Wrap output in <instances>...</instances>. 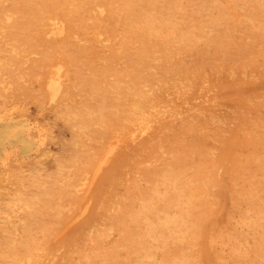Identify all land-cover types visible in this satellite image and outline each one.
<instances>
[{
	"label": "rangeland",
	"instance_id": "obj_1",
	"mask_svg": "<svg viewBox=\"0 0 264 264\" xmlns=\"http://www.w3.org/2000/svg\"><path fill=\"white\" fill-rule=\"evenodd\" d=\"M262 191L264 0H0V264H264Z\"/></svg>",
	"mask_w": 264,
	"mask_h": 264
},
{
	"label": "bare ground",
	"instance_id": "obj_2",
	"mask_svg": "<svg viewBox=\"0 0 264 264\" xmlns=\"http://www.w3.org/2000/svg\"><path fill=\"white\" fill-rule=\"evenodd\" d=\"M35 1H36V0H35ZM134 1H135V0H134ZM139 1L141 2V0H139ZM146 1H147V0H146ZM166 1H167V0H166ZM168 1H169V0H168ZM73 2H74V1H73ZM245 2H246V1H245ZM40 3H41V2H40ZM136 3H137V2H136ZM144 3H146V2H144ZM31 4H32V3H31ZM107 4H108V3H107ZM133 4H134V3H133ZM139 4H140V3H139ZM135 5H136V4H135ZM135 5H131V6H132V7L134 6V9H135V7H136ZM137 5H138V4H137ZM147 5H148V4H147ZM185 5H186V4H185ZM160 6H161V5H160ZM168 6H169V5H168ZM227 6H228V5H226V7H227ZM237 6H238V4H237ZM36 7H37V5H36ZM69 7H70V6H69ZM153 7H155V6H153ZM177 7H178V6H177ZM239 7H240V6H239ZM261 7H262V6H261ZM45 8H46V7H45ZM94 8H96V7H94ZM137 8H138V7H137ZM137 8H136V9H137ZM141 8H142V7H141ZM145 8H146V7H145ZM75 9H76V8H75ZM102 9H103V7H102ZM227 9H231V8L228 7ZM16 10H17V9H16ZM84 10H85V9H84ZM143 10H144V9H143ZM146 10H147V9H146ZM136 11H137V10H136ZM187 11H188V10H187ZM227 11H228V10H227ZM230 11H232V13H233V10H232V9H231ZM40 12H41V11H40ZM93 12H94V11H93ZM120 12H121V11H120ZM8 13H9V12H8ZM79 13H80V12H79ZM212 13H213V12H212ZM240 13H241V12H240ZM17 14H19V13H17ZM41 14H42V12H41ZM69 14H70V13H69ZM102 14H103V13H102ZM120 14H121V13H120ZM186 14H187V13H186ZM213 14H214V13H213ZM241 14H242V13H241ZM4 15H5V14H4ZM182 15H183V14H182ZM2 16H3V15H2ZM5 16H7V15H5ZM13 16H14V15H13ZM75 16H76V15H75ZM231 16L233 17L234 15L231 14ZM8 17H9V16H8ZM10 17H11V16H10ZM76 17H77V16H76ZM85 17H86V16H85ZM118 17H119V16H118ZM134 17H137V15L134 16ZM134 17H133V18H134ZM164 18H165V17H164ZM5 20H6V19H5ZM9 20H10V19H9ZM33 20H35V19H33ZM43 20H44V19H43ZM52 20H53V19H52ZM58 20H60V19H58ZM117 20H118V19H117ZM229 20H231V18H230ZM215 21H216V20H215ZM220 22H221V21H220ZM227 22H228V21H227ZM55 23H56V22H55ZM117 23H119V22H117ZM229 23H230V21H229ZM110 24H112V22H111ZM110 24H109V25H110ZM160 24H161V23H160ZM178 26H179V25H178ZM220 26H222V25L220 24ZM59 28H60V27H59ZM111 28H112V27H111ZM176 28H177V27H176ZM95 29H96V27H95ZM183 29H184V28H183ZM217 29H218V28H217ZM92 31H93V29H92ZM63 32H64V31H63ZM93 32H94V31H93ZM172 33H173V32H172ZM189 33H190V32H189ZM97 34H98V33H97ZM105 34H106V33H105ZM228 35H229V33H228ZM228 35H227V36H228ZM124 37H125V36H124ZM127 38H128V37H127ZM139 38H140V37H139ZM129 39H130V38H129ZM137 39H138V38H137ZM188 39H189V38H188ZM134 40H136V39H133L132 41H134ZM214 40H215V39H214ZM108 41H109V40H108ZM189 42H190V41H189ZM215 43H216V42H215ZM136 44H137V42H136ZM173 44H174V43H173ZM130 46H131V45H130ZM130 46H129V47H130ZM132 46H133V45H132ZM162 46H163V45H162ZM206 46H207V45H206ZM134 47H136V46H134ZM137 47H138V46H137ZM166 47H167V46H166ZM221 47H222V46H221ZM130 48H131V47H130ZM173 48H174V47H173ZM173 48H172V49H173ZM162 49H163V48H162ZM169 49H170V48H169ZM130 50H131V49H130ZM164 50H165V49H164ZM165 51H166V50H165ZM214 51H215V50H214ZM15 52H16V51H15ZM167 52H168V51H167ZM251 53H252V52H251ZM154 54H155V53H154ZM157 54H158V53H157ZM176 55H177V54H176ZM159 58H160V57H159ZM154 60H155V59H154ZM170 60H171V59H170ZM201 60H203V59H201ZM157 61H158V60H157ZM164 61H165V59H164ZM167 61H168V60H167ZM152 62H153V61H152ZM170 62H171V61H170ZM170 62H169V63H170ZM141 63H142V62H141ZM149 63H150V62H149ZM153 63H154V62H153ZM177 64H178V63H177ZM140 65H141V64H140ZM166 65H167V62H166ZM175 65H176V64H175ZM175 65H173V66H175ZM173 66H170L169 68H173ZM179 66H180V65H179ZM137 67H138V66H137ZM247 67H248V66H247ZM164 68L166 69V67H164ZM176 68H177V66H176ZM176 68H175V69H176ZM185 68H186V67H185ZM185 68H184V69H185ZM187 68H188V67H187ZM187 68L185 69V72H186ZM199 68H200V67H199ZM199 68H198V69H199ZM149 69H150V68H149ZM149 69H147V70H149ZM178 69L180 70L181 68L179 67ZM190 69H191V68H190ZM169 70H170V69H167V71H169ZM172 70H173V69H172ZM172 70H170V72H171ZM199 70H200V69H199ZM230 70H231V69H230ZM244 70H246V69H244ZM165 71H166V70H165ZM167 71H166V72H167ZM175 71H178V70H175ZM175 71H174V72H175ZM166 72H165V73H166ZM59 73H60V72H59ZM143 73H144V72H143ZM179 73H180V72H179ZM179 73H178V74H179ZM205 73H206V72H205ZM227 73H228V72H227ZM171 74H172V73H171ZM192 74H193V73H192ZM192 74H191V72H190V75H191V76H193ZM195 74H196V73H195ZM104 75H105V74H104ZM110 75H111V74H110ZM168 75H169V74H168ZM240 75H241V74H240ZM164 76H165V75H163V77H164ZM174 76H175V75H174ZM174 76H173V78H174ZM178 77H179V76H178ZM55 78H56V77H55ZM144 78H145V77H144ZM179 78H180V77H179ZM192 78H193V77H192ZM194 78H195V77H194ZM57 79H58V78H57ZM124 79H125V78H124ZM139 79H141V78L139 77ZM168 79H169V78H168ZM59 80H60V79H59ZM154 80H156V79H154ZM170 80H171V79H170ZM185 80H186V79H185ZM189 80H190V82H191V79H189ZM196 80H197V79L195 78L194 81H196ZM158 81H159V80H158ZM172 81H173V80H172ZM178 81H179V80H178ZM155 82H156V81H155ZM159 82H160V81H159ZM179 82H180V81H179ZM181 82H182V81H181ZM203 82H204V81H203ZM143 83H144V82H143ZM148 83H150V82H148ZM148 83H147V84H148ZM166 83H170V82L168 81V82H166ZM177 83H178V82H176V84H177ZM186 83H187V80H186ZM188 83H189V82H188ZM188 83H187V86H188ZM160 84H161V83H160ZM178 84H179V83H178ZM143 85H144V84H143ZM152 85H154V84H152ZM157 85H158V84H157ZM162 85H163V84H162ZM170 85H171V84H170ZM173 85L175 86V84H173ZM183 85H185V83H183ZM189 85H192V84H189ZM140 86H142V85H140ZM144 86H145V85H144ZM146 86H148V85H146ZM167 86H169V84H167ZM177 86H178V85H177ZM180 86H182V85H180ZM180 86H179V87H180ZM138 87H139V86H138ZM138 87H137V88H138ZM165 87H166V85H165ZM171 87H173V86H171ZM179 87H177V88H179ZM183 87H184V86H183ZM185 87H186V86H185ZM189 87H190V86H189ZM147 88H148V87H147ZM153 88H154V86H153ZM162 88H163V87H162ZM134 89H135V86H134ZM143 89H144V88H143ZM151 89H152V88H151ZM189 89H190V88H188V89L186 88V90H189ZM193 89H194V88H193ZM211 89H212V88H211ZM146 90H147V89H146ZM149 90H150V89H149ZM155 90H156V88H154V91H155ZM175 90H176V89H175ZM147 91H148V90H147ZM169 91H170V90H169V88H168V92H169ZM171 91H172V90H171ZM179 91L181 92L180 88H179ZM179 91H178V92H179ZM182 91H183V90H182ZM140 92H142V91H140ZM140 92H139V93H140ZM159 92H163V91H160V90H159ZM159 92H158V93H159ZM164 92H165V91H164ZM164 92H163V93H164ZM166 92H167V90H166ZM168 92H167V93H168ZM173 92H174V90H173ZM173 92H171V93L173 94ZM134 93H135V91L133 92V94H134ZM154 93H155V92H154ZM140 94H141V93H140ZM149 94H150V93H149ZM160 94H161V93H160ZM174 94H175V93H174ZM174 94H173V96H174ZM181 94H182V92H181ZM186 94H187V92H186ZM186 94H185V95H186ZM138 95H139V94H138ZM138 95H137V96H138ZM152 95H153V94H152ZM135 96H136V95H135ZM148 96H149V95H148ZM148 96H147V97H148ZM159 96H160V95H159ZM159 96H158V97H159ZM180 96H181V95H180ZM138 97H139V96H138ZM147 97H146V98H147ZM177 97H178V95H177ZM177 97H175V98H177ZM160 98H161V97H160ZM164 98H165V97H164ZM180 98H181V97H180ZM180 98H179V99H180ZM131 99H132V98H131ZM149 99H150V97H149ZM149 99H148V100H149ZM153 99H154V98H153ZM156 99H158V98H156ZM166 99L168 100V98H166ZM169 99H170V98H169ZM177 99H178V98H177ZM132 100H133V99H132ZM132 100H131V101H132ZM139 100H140V99H139ZM142 100H144V99H142ZM142 100H141V101H142ZM167 100H166V102H168ZM133 101H134V100H133ZM141 101H140V102H141ZM156 101H157V100H156ZM160 101L162 102L163 100H160ZM160 101H158V102H160ZM164 101H165V99H164ZM173 101H174V100H173ZM140 102H137V103L134 104V106H133V108H132V111H131V112H134V113H132V114H131V113H128V114H127V118L124 120V122H126L125 125H124V128L127 127V126L129 125V124H128L129 121H130V122L132 121L133 123H134V122L136 123V124H135V123H134V124H135L136 127H138L137 129H140V128H139V126H140V127H143L142 129H143L144 131H146V130L151 129L152 126L154 125V123H158V121H161L160 119H161L163 116H167V114L164 115L163 112H161L162 110L156 109V106H157V103H158V102H157V103H154V104H153V102H152L153 105H150V103L147 104L146 102H149V101H147V99H146V101L143 102V103H140ZM182 102H184V101L182 100ZM131 103L133 104V102H131ZM163 103H165V102H163ZM168 103H170V102H168ZM168 103H167V104H168ZM142 104H143V105H142ZM171 104H172V102H171ZM173 104H174V102H173ZM178 104H179V103H178ZM146 105H147V108H144V106H146ZM174 105H175V107H176V104H174ZM179 105H180V104H179ZM160 106L165 107V106H167V105H165V106H164V105H160ZM129 107H130V106H129ZM129 107H128V108H129ZM169 107H170V106H169ZM175 107H173V108L175 109ZM128 108H127V109H128ZM173 108H172V109H173ZM176 108H177V107H176ZM146 109L149 110V113H145L144 110H146ZM166 109H167V108H166ZM182 109H183V108H182ZM167 110H168V112H170V111H169L170 109H167ZM192 110H193V109H192ZM121 111H123V110L121 109ZM126 111H127V110H126ZM126 111H125V112H126ZM164 111H165V110H164ZM171 111H172V110H171ZM196 111H197V110H196ZM199 111H200V110H199ZM174 112H175V111H174ZM179 112H180V111H179ZM166 113H167V112H166ZM172 113H173V112H172ZM172 113H168V115H170V116H169V119L171 118ZM175 113H177V111H176ZM206 113H207V112H206ZM121 114H122V113H121ZM124 114H125V113H124ZM122 115H123V114H122ZM125 115H126V114H125ZM175 115H176V114H175ZM209 116H210V115H209ZM121 117H122V116H121ZM173 117H174V116H173ZM217 117H218V116H217ZM167 118H168V117H167ZM178 118H179V116H178ZM117 119H118V118H117ZM119 119H120V118H119ZM192 119H193V118H192ZM173 120H174V119H173ZM176 120H177V119H176ZM120 121H121V119H120ZM163 121H164V118H163ZM165 121H166V120H165ZM169 121H170V120H169ZM194 122H195V121H194ZM172 123H173V122H172ZM181 123H182V122H181ZM191 123H192V122H191ZM215 123H216V122H215ZM184 124H185V123H184ZM196 124H197V123H196ZM182 125H183V123H182ZM221 125H222V124H221ZM127 128H130V126L127 127ZM133 128L136 129L135 127L132 126V128H130V130H129V133H130V131L133 132V130H134ZM165 128H166V127H165ZM165 128H163V131H164ZM142 129H141V130H142ZM166 129H167V128H166ZM186 129H187V128H186ZM193 129H194V128H193ZM123 130H124V129H123ZM123 130H122V132H121V135H124V131H123ZM157 130H158V129H157ZM127 131H128V129H127ZM137 131H138V130H137ZM165 131H168V130H165ZM169 131H170V130H169ZM245 131H246V130H245ZM245 131H244V132H245ZM252 131H253V130H252ZM125 132H126V130H125ZM139 132H140V131H139ZM139 132L136 133V134H140ZM146 132H147V131H146ZM156 132H157V131H156ZM161 132H162V131H160V133H161ZM188 132H189V129H188ZM190 132H191V131H190ZM4 133H5L4 138H5V139H8V140L12 139V137H14L13 135H15L14 131H7V132H4ZM105 133H106V132H105ZM110 133H111V130H110ZM127 133H128V132H127ZM160 133H159V134H160ZM165 133H166V132H165ZM130 134H131V133H130ZM130 134H128V135H130ZM136 134H134V135H136ZM151 134H152V133H151ZM159 134H157V135H159ZM161 134H162V133H161ZM108 135H110V134L108 133ZM143 135H144V134H143ZM145 135H147V134H145ZM118 136H120V135H118ZM124 136H125V135H124ZM208 136H209V135H208ZM208 136H207V137H208ZM109 137H111V136H109ZM120 137L122 138V136H120ZM135 137H136V136H135ZM149 137H150V136H149ZM159 137H160V136H159ZM257 137H258V136H257ZM121 138H120V139H121ZM126 138H128V137H126ZM132 138H134V137H131V139H132ZM136 138H137V137H136ZM139 138H140V137H139ZM205 138H206V136H205ZM131 139H130V140H131ZM134 139H135V138H134ZM146 139H148V138H146ZM149 139H150V138H149ZM152 139H153V138H152ZM156 139H157V137H156ZM167 139H168V137L166 138V141H167ZM209 139H210V138H209ZM118 140H119V138H118ZM153 141H154V140H153ZM155 141H156V140H155ZM157 141H158V140H157ZM132 142H133V141H132ZM148 142H149V141H147V143H148ZM147 143H146V144H147ZM151 143H153V142H151ZM163 143H165V142L163 141ZM182 143H183V142H182ZM149 144H150V143H149ZM154 144H155V143H154ZM154 144H153V145H154ZM161 144H162V143H161ZM151 146H152V145H151ZM151 146H150V148H151ZM208 146H209V145H208ZM138 147H139V146H138ZM209 147H210V146H209ZM141 149H142V151H143V148H142V147H141ZM210 149H211V148H210ZM210 149H209V150H210ZM160 150H161V149H160ZM160 150H159V151H160ZM139 151H140V150H139ZM147 151H148V150H147ZM179 151H180V150H179ZM190 151H191V150H190ZM196 151H197V150H196ZM207 151H208V149H207ZM106 152H107V151H106ZM144 152H145V150H144ZM191 152H194V150L191 151ZM210 152H212V149H211ZM210 152H209V153H210ZM104 153H105V152H104ZM141 153H142V152H141ZM189 153H190V152H189ZM203 153H204V152H203ZM209 153H208V154H209ZM171 154H172V152H171ZM192 154H193V153H192ZM204 154H205V153H204ZM206 154H207V153H206ZM210 154L213 155V153H210ZM163 155H164V154H163ZM169 155H170V154H169ZM200 156H201V155H200ZM135 157H136V155H135ZM135 157H133V158H135ZM138 157H140V156H138ZM138 157H137V158H138ZM141 157H143V156H141ZM156 157H157V156H156ZM208 157H210V156H208ZM240 157H241V156H240ZM154 158H155V157H154ZM106 159H107V158H106ZM192 159H193V158H192ZM151 160H152V158H151ZM248 160H249V159H248ZM251 160H252V159H251ZM235 161H236V160H235ZM144 162H145V161H144ZM146 162H147V161H146ZM148 162H150V161H148ZM249 162H250V160H249ZM260 162H261V161H260ZM142 163H143V162H142ZM138 164H140V163H138ZM143 164H144V163H143ZM151 164H152V163H151ZM248 164H249V163H248ZM144 165H145V164H144ZM149 165H150V164H149ZM186 165H188V164H186ZM204 165H205V163H204ZM167 166H168V165H167ZM167 166H166V167H167ZM247 166H248V165H247ZM157 167H159V166H157ZM187 167H188V166H187ZM243 167H244V166H243ZM171 168H172V167H171ZM171 168H169V169H171ZM191 168H192V167H191ZM241 168H242V167H241ZM241 168H240V169H241ZM254 168H255V167H254ZM183 169H185V168H183ZM188 169H190V167H188ZM192 169H193V168H192ZM202 170H203V169H202ZM251 170H252V169H251ZM83 171H86V170H83ZM192 171H193V170H192ZM249 171H250V170H249ZM165 172H166V171H165ZM165 172H164V173H165ZM190 172H191V171H190ZM201 172H202V171H201ZM207 172L210 173V171H207ZM217 172H218V170H217ZM209 173H208V174H209ZM179 174H180V173H179ZM196 174H197V173H196ZM206 174H207V173H206ZM154 175H155V174H154ZM187 175H189V174H187ZM217 175H218V174H217ZM167 176H168V175H167ZM180 176H181V175H180ZM246 176H247V174H246ZM260 176H261V175H260ZM168 177H169V176H168ZM181 178H182V180H183V178H185V177H181ZM181 178H180V179H181ZM210 178H211V177H210ZM217 178H218V177H217ZM173 179L175 180V177H174ZM244 179H245V178H244ZM184 180H185V179H184ZM205 180H206V179H205ZM214 180H216V179H214ZM229 180H230V179H229ZM195 181H196V180H195ZM217 181H218V180H217ZM138 182H139V181H138ZM210 182H212V181H210ZM252 182H253V181H252ZM196 183H197V182H196ZM190 184H191V183H190ZM206 184H207V183H206ZM238 185H239V184H238ZM184 186H185V185H184ZM186 186H187V185H186ZM259 186H260V185H259ZM251 187H252V186H251ZM139 188H140V187H139ZM205 188L208 189V187H205ZM229 188H230V187H229ZM240 188H241V187H240ZM127 189H128V188H127ZM130 189H131V187H130ZM130 189H129V190H130ZM137 189H138V188H137ZM182 189H183V188H182ZM258 189H259V187H258ZM129 190H127V191H129ZM204 190H205V189H204ZM208 190H209V189H208ZM240 190H241V189H240ZM244 190H245V189H244ZM260 190H261V189H260ZM137 191H138V190H137ZM149 191L151 192V190H149ZM155 191H156V190H155ZM179 191L181 192V189H180ZM262 192H264V191H262ZM138 193H139V192H138ZM201 193L203 194V190H202V192H200V194H201ZM89 194H91V193H89ZM149 194H150V193H149ZM151 194H152V193H151ZM200 194H199V196H201ZM245 194H246V193H245ZM141 195H142V194H141ZM152 196H153V195H152ZM156 196H157V195H156ZM206 196H207V195H206ZM122 197H123V196H122ZM133 197H134V196H133ZM157 197H158V196H157ZM129 198H130V197H129ZM122 199H124V197H123ZM24 200H25V199H24ZM24 200H23V201H24ZM120 200H121V199H120ZM165 200H166V199H165ZM15 201H16V200H15ZM135 201H136V200H135ZM242 201H243V200H242ZM20 202H21V200H20ZM26 202H27V201H26ZM130 202H131V201H130ZM136 202H137V201H136ZM151 202H152V201H151ZM28 203H29V202H27V205H26V206H28ZM137 203H138V202H137ZM166 203H167V202H166ZM199 203H200V202H198L197 205H199ZM139 204H140V202H139ZM162 204H163V203H162ZM229 204H230V203H229ZM2 205H3V204H2ZM9 205H10V204H9ZM143 205H144V204H143ZM145 205H146V204H145ZM191 205H192V204H191ZM6 206H7V205H5V208H6ZM30 206H31V205H30ZM30 206H29V207H30ZM117 206H118V205H117ZM130 206H131V205H130ZM138 206H139V205H138ZM200 206H202V205L200 204ZM24 207H25V206H24ZM125 207H126V206H125ZM236 207H237V206H236ZM27 208H28V207H27ZM153 208H154V207H153ZM158 208H159V207H158ZM8 209H9V208H8ZM25 209H26V207H25ZM117 209H118V207H117ZM148 209H149V208H148ZM236 209H237V208H236ZM26 210H28V209H26ZM133 210H134V209H133ZM202 210H203V209H202ZM237 210H238V209H237ZM239 210H240V209H239ZM85 211H86V210H85ZM117 211H118V210H117ZM152 211H153V209H152ZM228 211H229V210H228ZM26 212H27V211H26ZM1 213H2V212H1ZM3 213H4V212H3ZM6 213H7V212H6ZM189 213H190V212H189ZM238 213H239V212H238ZM194 214H195V213H194ZM194 214H193V215H194ZM233 214H234V213H233ZM119 215H120V214H119ZM193 215H192V216H193ZM3 216H4V215H3ZM9 216H10V215H9ZM29 216H31V215H29ZM194 216H197V214H195ZM202 216H203V215H202ZM249 217L252 218V216H249ZM6 218H7V217H6ZM6 218H5V219H6ZM9 218H10V217H9ZM200 218H201V217H200ZM242 218H243V217H242ZM28 219H29V218H28ZM33 219H35V218H33ZM142 219H143V218H142ZM226 220H227V219H226ZM252 220H253V219H252ZM10 221H11V220H10ZM155 221H156V220H155ZM3 222H5V221H3ZM153 222H154V221H153ZM8 223H9V222H8ZM12 223H13V222H12ZM115 223H116V222H115ZM222 223H223V222H222ZM6 224H7V223H6ZM10 224H11V223H10ZM223 224H224V223H223ZM21 225H22V224H21ZM221 225H222V224H221ZM10 226H11V225H10ZM2 227H3V226H2ZM2 227H1V229H3ZM13 227L15 228V226H13ZM19 227H20V225H17V228H19ZM68 227H69V226H68ZM89 227H91V226H89ZM107 227H108V226H107ZM153 227H154V226H153ZM99 228L101 229V228H102V225L99 226ZM114 228H115V227H114ZM206 228L208 229L209 227L206 226ZM8 229H10V228H8ZM15 229H16V228H15ZM96 229H97V228H96ZM212 229H214V227H213ZM13 230H14V229H13ZM16 230H17V229H16ZM85 230H86V228H85ZM85 230H84V231H85ZM91 230H92V229H91ZM115 230H116V229H115ZM5 231H6V230H5ZM5 231H3L4 234H5ZM22 231H23V230H22ZM38 231H39V230H38ZM40 231H41V230H40ZM42 231H43V230H42ZM42 231H41V232H42ZM81 231H82V229H81ZM86 231H87V230H86ZM89 231H90V230H89ZM89 231H88V233H89ZM109 231H110V230H109ZM118 231H119V230H118ZM32 232H33V230H32ZM36 232H37V230H36ZM90 232H91V231H90ZM95 232H96V231H95ZM165 232H166V231H165ZM241 232H242V231H241ZM6 233H7V232H6ZM15 233H17V232H15ZM30 233H31V232H30ZM60 233H61V232H60ZM77 233H80V232H77ZM82 233H83V232H81L80 234H82ZM184 233H185V232H184ZM204 233H206V231H205ZM12 234H13V233H12ZM90 234H91V233H90ZM90 234H89V235H90ZM96 234H97V233H94V235H96ZM199 234H200V233H199ZM225 234H226V233H225ZM7 235H9V237H11V236H10V233H9V234L7 233L6 236H7ZM50 235H51V233H50ZM50 235H49V236H50ZM110 235H111V234H110ZM14 236H15V235H14ZM42 236H43V235H42ZM53 236L55 237V235H53ZM84 236H85V235H84ZM47 237H48V236H47ZM47 237H44V239H43V237H42V238H40V239L45 240V238H46V240H47V239L49 238V237H48V238H47ZM79 237H80V236H79ZM90 237H91V236H90ZM4 238H5V237H4ZM77 238H78V237L76 236V239H77ZM83 238H84V237H83ZM107 238H108V237H107ZM196 238H197V237H196ZM51 239H52V238H51ZM51 239H49V241H50ZM72 239H73V238H72ZM85 239H86V238H85ZM87 239H90V238H87ZM87 239H86V240H87ZM191 239H192V238H191ZM206 239H207V238H206ZM206 239H205V240H206ZM52 240H53V239H52ZM52 240H51V241H52ZM131 240H132V239H131ZM208 240H210V239L208 238ZM20 241H21V240H20ZM71 241H72V240H71ZM212 241H214V238H213ZM3 242H4V241H3ZM45 242H46V241H45ZM47 242H48V241H47ZM73 242H77V243H78V241H73ZM80 242H81V241H80ZM89 242H90V241H89ZM89 242L87 241V243H89ZM118 242H119V241H118ZM122 242H123V241H122ZM165 242H166V241H165ZM205 242L207 243V240H206ZM223 242H224V241H223ZM225 242H226V241H225ZM259 242H260V241H259ZM4 243H7V242H4ZM4 243H3V244H4ZM13 243H14V242H13ZM58 243H59V241H58ZM58 243H54V244H58ZM68 243H69V242H68ZM83 243H84V241H83ZM83 243H82V244H83ZM91 243H92V241H91ZM98 243H99V242H98ZM197 243H198V242H196V244H197ZM228 243H229V242H228ZM31 244H32V243H31ZM34 244H35V243H34ZM49 244H50V243H48V245H49ZM54 244H52V245H54ZM59 244H60V243H59ZM63 244H64V242H63ZM63 244H62V247L65 246V245H63ZM89 244H90V243H89ZM163 244H164V243H163ZM198 244H199V243H198ZM212 244H213V243H212ZM48 245L46 244V246H48ZM78 245H79V244H78ZM199 245H200V244H199ZM204 245H205V243H204ZM207 245H208V244H207ZM216 245H217V244H216ZM69 246H70V245H69ZM69 246H68V247H69ZM73 246H74V245H73ZM173 246H174V245H173ZM201 246H202V245H201ZM213 246H215V244H214ZM213 246H211L210 248H212ZM6 247H7V246H6ZM53 247H54V246H53ZM53 247H51V248L53 249ZM70 247H72V246H70ZM164 247H165V245H164ZM227 247H228V246H227ZM7 248H8V247H7ZM40 248H41V245H40ZM51 248H48L49 250L46 248L47 251H45V252H47V253L50 252V249H51ZM63 248H64V247H63ZM93 248H94V247H93ZM146 248H149V247H146ZM191 248H192V247H191ZM193 248H194V247H193ZM205 248L208 249V246H207V247L205 246ZM223 248H224V247H223ZM225 248H226V247H225ZM21 249H22V248H21ZM23 249H24V248H23ZM43 249H45V248L43 247ZM46 249H45V250H46ZM54 249H55V247H54ZM54 249H53V250H54ZM57 249H58V247H57ZM57 249H55V250H57ZM64 249H66V248H64ZM64 249H63V251H64ZM156 249H157V248H156ZM186 249H187V248H186ZM259 249H260V248H259ZM31 250H33V249H31ZM41 250H42V249H41ZM53 250H51V251H52L51 253H53L52 255H55V253L53 252ZM70 250H71V249H70ZM75 250H76V249H75ZM75 250H74V252H75ZM78 250H79V249H78ZM78 250H77V251H78ZM83 250H84V249H83ZM103 250H104V248H103ZM188 250H189V248H188ZM188 250H187V252H188ZM203 250H204V249H203ZM208 250H209V249H208ZM7 251L9 252L10 250H7ZM19 251H20V249H19ZM36 251H37V250H36ZM68 251H69V250H67V252H68ZM71 251H73V250H71ZM130 251H131V250H130ZM185 251H186V250H185ZM192 251H193V250H192ZM201 251H202V247H201ZM201 251H200V252H201ZM209 251H210V250H209ZM31 252H32V251H31ZM34 252H35V251H34ZM43 252H44V251H43ZM67 252H65V253H67ZM90 252H91V251H90ZM131 252H132V251H131ZM180 252H181V251H180ZM180 252H179V253H180ZM195 252H196V251H195ZM197 252H199V251H197ZM202 252L205 253V251H202ZM38 253H39V252H38ZM41 253H42V251H41ZM47 253H46V254H45V253H42V254H43V255H44V254L47 255ZM91 253H92V252H91ZM91 253H90V254H91ZM169 253H170V252H169ZM203 253H202V254H203ZM30 254H31V253H30ZM42 254H40V256H41ZM48 254H49V253H48ZM187 254H188V253H187ZM197 254H198V253H197ZM208 254H209V252H208ZM208 254H207V257H211V256H209V255H211L212 253H210L209 255H208ZM214 254H215V252H214ZM8 255H9V254H8ZM52 255H51V256H52ZM59 255H60V254H59ZM62 255H63V254H62ZM71 255H72V254H71ZM84 255H85V253H84ZM92 255H93V253H92ZM92 255H91V256H92ZM170 255H171V254H170ZM226 255H227V254H226ZM240 255H242V253H241ZM5 256H7V255H5ZM26 256H27V255H26ZM28 256H29V255H28ZM37 256H38V255H37ZM51 256H50V257H51ZM101 256H102V255H101ZM134 256H135V255H134ZM179 256H180V254H179ZM183 256H184V255H183ZM198 256H199V255H198ZM205 256H206V255H205ZM243 256H244V255H243ZM0 257H1V256H0ZM43 257H44V256H43ZM56 257H57V255L55 256V258H56ZM61 257L64 258L63 256H61ZM33 258H34V257H33ZM59 258H60V257H59ZM85 258H86V257H85ZM126 258H127V257H126ZM188 258H189V257H188ZM201 258H202V257H201ZM216 258H217V257H216ZM237 258H238V257H237ZM40 259H42V258H40ZM47 259H49V257H47ZM47 259L45 258V260H47ZM50 259H51V258H50ZM50 259H49V260H50ZM56 259H57V258H56ZM56 259H55V260H56ZM150 259H151V258H150ZM176 259H177V258H176ZM214 259H215V258H214ZM173 260L175 261V259H173ZM173 260L171 259L170 262L173 263ZM198 260H199V259H198ZM198 260H197V261H198ZM208 260H209L208 258L205 259V261H208ZM211 260H212V259H211ZM216 260H217V259H216ZM42 261H43V260H42ZM77 261H78V260H77ZM158 261H159V260H158ZM202 261H203V260H202ZM209 261H210V260H209ZM225 261H226V260H225ZM40 262H41V261H39V259H32V258H31V255H30V258H27V259H25V258H24V259H18V260H16V261H13V264H40ZM46 262H47V261H46ZM53 262H55V261L53 260ZM127 262H128V261H127ZM160 262H162V261H159V263H160ZM200 262H201V261H200ZM211 262H212V261H211ZM211 262H210V263H211ZM236 262H238V261H236ZM41 263H42V262H41ZM137 263H138V261H137ZM186 263H187V262H186ZM190 263H191V262H190ZM203 263H204V262H203ZM206 263H207V262H206ZM210 263H209V264H210ZM234 263H235V262H234ZM54 264H56V262H55ZM67 264H68V262H67ZM90 264H91V263H90ZM157 264H158V263H157ZM187 264H188V263H187ZM204 264H205V263H204ZM211 264H213V263H211Z\"/></svg>",
	"mask_w": 264,
	"mask_h": 264
}]
</instances>
